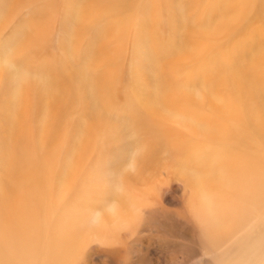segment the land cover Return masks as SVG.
I'll list each match as a JSON object with an SVG mask.
<instances>
[{
  "label": "bare ground",
  "instance_id": "bare-ground-1",
  "mask_svg": "<svg viewBox=\"0 0 264 264\" xmlns=\"http://www.w3.org/2000/svg\"><path fill=\"white\" fill-rule=\"evenodd\" d=\"M28 8L32 35L15 48L11 66H0L1 149L13 147L8 137L17 130L26 144L33 132L40 139L39 129L46 138L13 156L15 173L0 196L28 184L30 196H49L65 183L77 196H164L178 175L182 196H213L220 220L253 234L225 214L219 196H246L254 214L264 210V0H15L0 25V48L13 43L15 34H1ZM47 21L61 32L53 54L43 49ZM89 60L95 75L81 76ZM29 63L43 70L21 71ZM39 165L55 169V180ZM2 167L0 177L9 169ZM23 217L11 221L7 236L27 250L32 233ZM209 239L200 231L193 237L205 250L221 242ZM257 263L264 255L253 257ZM0 264H16L2 244Z\"/></svg>",
  "mask_w": 264,
  "mask_h": 264
},
{
  "label": "rangeland",
  "instance_id": "rangeland-1",
  "mask_svg": "<svg viewBox=\"0 0 264 264\" xmlns=\"http://www.w3.org/2000/svg\"><path fill=\"white\" fill-rule=\"evenodd\" d=\"M0 2L1 25L9 14L8 10L11 12L13 9L15 0ZM81 11L82 8L74 21V27L79 23ZM28 18H31V8L19 12L14 18L13 25L11 24L9 29L6 28L5 35L1 34L6 36L11 31L15 35L12 44L0 48V51H6L5 58H0V66H11L15 48H19V45L24 46L23 41L32 35L34 22L28 23ZM44 23L49 35L43 49L53 54L59 47L61 32L55 21ZM20 30H22L20 34H17ZM1 46L4 47L5 44ZM72 48V57L68 62L75 65L78 60L74 58V46ZM41 50L42 48L38 49L39 52ZM20 68L21 71L28 72L43 70L40 66L30 63L23 64ZM49 73L50 71H46L44 74L50 75ZM80 75L94 77L95 72L90 60L82 66ZM82 82L83 79H80L78 86ZM28 83L29 81L24 85ZM117 92L126 98L124 88L119 86ZM1 113L0 110V116ZM128 113L135 114L136 108L131 106ZM46 120L48 119L44 121ZM13 122L15 124L14 117L12 126ZM39 130L40 139L33 132V140L27 144V135L20 137L18 130L9 133L8 139L15 145L7 150L2 151L0 141V149L2 148L0 155L6 157H3L6 159L5 165L0 164V168L2 166L9 168L10 164L12 166L13 158L21 157L20 150L27 147L26 145L29 146L30 142L37 144L43 136L46 138ZM84 134L83 127L79 141ZM17 140L22 141L23 147H18ZM31 143L29 147H32ZM36 150H39L36 152L42 156V163L49 162L44 150L42 152L39 148ZM38 167L41 174H48L49 183L55 180V169H47L45 165ZM9 169L6 171L7 174L2 173L0 187L5 180L13 179L12 175L14 176L15 172ZM3 176L6 178L3 179ZM172 178L174 179H171L168 187L170 191L168 190L167 194L163 193L164 196H77L73 194L70 183L62 185L60 190L50 186L49 193L56 189V192L50 193L52 196H30L31 189H28L30 184L26 185L27 190L24 191L11 190L9 195L0 196V244L9 247L16 264H223L225 261L231 264H253L255 255L259 257L264 255V210L254 214L252 207L242 199L246 196H219L227 216L239 217L254 228V233L246 236L236 223L220 220L219 202L213 196H182L179 187L183 186V182L179 181L178 175ZM43 185L45 186V183ZM70 186L71 191H68ZM173 186L174 188H171ZM27 211L30 213L25 216ZM16 217H23L32 233L27 250L21 249L20 240L11 241L7 236L9 225ZM208 224L212 226L211 232L207 230ZM36 225L39 226V234ZM198 231L210 234L208 245L212 244L211 239L221 242L210 250H205L198 241H193L194 234ZM238 236L245 238L237 242ZM247 242L250 244L254 242L251 250L246 245Z\"/></svg>",
  "mask_w": 264,
  "mask_h": 264
}]
</instances>
